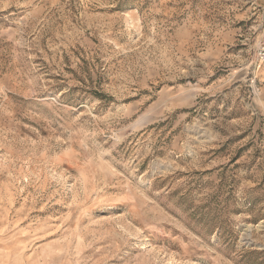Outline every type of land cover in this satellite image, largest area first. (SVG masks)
<instances>
[{"label":"rangeland","instance_id":"rangeland-1","mask_svg":"<svg viewBox=\"0 0 264 264\" xmlns=\"http://www.w3.org/2000/svg\"><path fill=\"white\" fill-rule=\"evenodd\" d=\"M264 0H0V264H264Z\"/></svg>","mask_w":264,"mask_h":264},{"label":"built area","instance_id":"built-area-1","mask_svg":"<svg viewBox=\"0 0 264 264\" xmlns=\"http://www.w3.org/2000/svg\"><path fill=\"white\" fill-rule=\"evenodd\" d=\"M257 60L259 63L264 64V42L261 48L259 49Z\"/></svg>","mask_w":264,"mask_h":264}]
</instances>
